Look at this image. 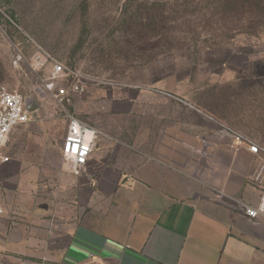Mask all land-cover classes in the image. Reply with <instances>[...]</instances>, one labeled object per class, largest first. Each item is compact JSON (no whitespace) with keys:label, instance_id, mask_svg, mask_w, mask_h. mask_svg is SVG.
<instances>
[{"label":"rangeland","instance_id":"obj_1","mask_svg":"<svg viewBox=\"0 0 264 264\" xmlns=\"http://www.w3.org/2000/svg\"><path fill=\"white\" fill-rule=\"evenodd\" d=\"M40 52L73 73L58 87L85 84L67 112L120 145L178 128L213 141L224 127L264 151V0H0V89L35 109L17 146L47 159L55 185L60 168L79 176L62 159L66 114L43 93Z\"/></svg>","mask_w":264,"mask_h":264},{"label":"crops","instance_id":"obj_2","mask_svg":"<svg viewBox=\"0 0 264 264\" xmlns=\"http://www.w3.org/2000/svg\"><path fill=\"white\" fill-rule=\"evenodd\" d=\"M22 126L0 164V264H264V218L237 207L264 193L263 150L180 128L132 147L100 134L83 173L60 168L54 185L47 159L18 148Z\"/></svg>","mask_w":264,"mask_h":264},{"label":"built area","instance_id":"obj_3","mask_svg":"<svg viewBox=\"0 0 264 264\" xmlns=\"http://www.w3.org/2000/svg\"><path fill=\"white\" fill-rule=\"evenodd\" d=\"M22 59V56L18 54L15 63L21 62ZM35 63L38 68L42 69L46 66L49 68L48 76L41 81L42 90L44 95L50 97L66 114V133L61 142L60 152L69 172L73 176H80L88 163L100 132L70 115L65 107L71 103V96L84 92L85 84L76 78L69 86L58 87L59 80L73 73L48 54L40 52L37 57L35 56ZM34 113L35 111L27 110V102L20 94L0 89V164L9 161V157L3 154V149L11 132L19 126L35 121ZM218 137L226 140L235 151L247 150L255 156H259L262 152L247 138L224 127L219 129ZM237 207L247 218H264V193L257 206L237 202Z\"/></svg>","mask_w":264,"mask_h":264},{"label":"water","instance_id":"obj_4","mask_svg":"<svg viewBox=\"0 0 264 264\" xmlns=\"http://www.w3.org/2000/svg\"><path fill=\"white\" fill-rule=\"evenodd\" d=\"M27 110H28L29 112H34V111H35V109L30 108L29 106H27Z\"/></svg>","mask_w":264,"mask_h":264}]
</instances>
